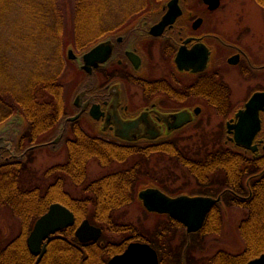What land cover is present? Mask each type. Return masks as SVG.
Listing matches in <instances>:
<instances>
[{
    "label": "flooded vegetation",
    "instance_id": "obj_1",
    "mask_svg": "<svg viewBox=\"0 0 264 264\" xmlns=\"http://www.w3.org/2000/svg\"><path fill=\"white\" fill-rule=\"evenodd\" d=\"M212 2L213 0H158L154 9L137 11L123 23L99 34L90 49L108 42L111 45L110 58L93 67L91 73L87 74L80 66L82 55L88 50L80 53L78 69L85 81L79 85L71 102L73 114L67 115L61 126L57 127L58 141L55 144L64 137L70 124L75 125L74 129L83 130L80 122L87 120L88 127L96 137L113 145L154 148V152L148 156L151 157L155 153H161L162 147L179 148L181 139L177 138L185 131L202 128L210 130L213 127L218 131L217 139L213 143L209 139L204 143L202 141V147H206L207 151L221 147L223 152H235L240 162L247 158L264 160V107L258 113L260 128L252 137L249 145L251 149L242 147L243 139L237 144L233 128L240 120L236 115L245 109L249 99L254 94H264V0H251V6L241 3L238 5L240 9L235 13L227 12L226 0H219L217 7L213 9ZM169 3L173 9L178 8L180 13L159 33L153 31V26L160 24L167 14ZM245 7L258 10L259 25L251 22L243 12ZM228 19L232 22L230 27L227 25ZM227 72H233L235 78L249 84L245 94L238 97L233 95L226 82ZM78 114L80 115L75 121H66ZM178 114L183 115L184 121L181 124L182 119L173 118ZM211 117H220V120L213 122ZM16 122L14 120L12 127L0 130V160L18 159V156H26L35 147L21 146L23 150L17 154L21 136ZM249 124L248 122L247 125ZM193 146L196 147L195 144ZM202 153L191 156L190 160L195 158L205 162L209 156H203ZM228 158L230 157L225 155L218 157L219 160ZM252 178L253 176L248 177L244 183L247 193H243L239 186L236 190L224 187L216 196L205 192H170L167 188L149 184L136 189V198L132 204L139 203L145 213H148L138 199V192L155 188L171 198L183 195L214 199L219 197L220 201L212 208L234 206L231 204L251 197L252 189L249 184ZM235 183L237 184L236 180ZM225 197H229L228 200ZM224 201H229V204ZM162 216L174 224L179 229L178 233L181 232L186 238L185 248H190V251H181V262L186 264L184 259L188 258V253L194 257L193 250L200 246H197L194 238L200 235L203 225L201 230L188 234L181 223L167 215ZM83 220L77 225L66 227L72 228L75 238V230ZM88 222L101 229V237L95 242L87 243H80L77 238L76 240L83 247L99 243L100 246L113 249L107 263L113 256L122 254L129 244L137 243L147 244L154 249L158 257L157 264H161V255L153 246L156 241L147 236L146 230L140 228L142 225L112 220L110 228L89 220ZM109 230H114L109 234L111 239H105L102 235ZM61 231L51 236L57 237ZM48 239L45 241L46 248ZM35 258L36 261L40 260L37 256Z\"/></svg>",
    "mask_w": 264,
    "mask_h": 264
},
{
    "label": "trees",
    "instance_id": "obj_2",
    "mask_svg": "<svg viewBox=\"0 0 264 264\" xmlns=\"http://www.w3.org/2000/svg\"><path fill=\"white\" fill-rule=\"evenodd\" d=\"M138 1L136 0L135 4H138ZM73 2L72 21H69L72 37L69 38L66 34L70 31L64 29L67 24H64V15L56 11L55 0H0V18H3V24L6 19L8 20L13 8H20L18 9L20 26L18 24L15 30L18 35L22 31L27 34L28 37L23 33L22 41L26 43L30 38L34 44L43 41L48 44V51L46 50L47 52L39 57L38 63L34 64L40 68L44 62V66L50 70L49 75L41 74L37 70L39 68L34 70L32 79L25 84L26 89L22 94H16L12 89L11 91L5 87L0 88V108L9 112L5 121L9 122V117L12 119L15 117L18 121L19 117L26 122L25 129L21 127L23 132L17 146V154L23 150L24 139L37 137L63 123L67 114L63 87L58 81L59 69L64 66L69 48L82 53L93 45L95 29L108 5V0H74ZM143 3L144 6L149 4L150 9H154L158 0H144ZM144 6L137 9L143 10ZM74 132L73 139L68 142L66 163L54 168L65 178H69L74 185L87 183L86 163L90 159H96L102 167H107L113 163L126 164L132 156L146 159L154 152V148L149 147L113 145L78 128H75ZM184 149L185 147H162L160 151L187 163V170L195 177L203 192L210 196H216L224 187L236 190L237 186L231 185L236 184L235 180L241 191L247 193L244 181L241 180L253 176L249 184L252 189L251 197L238 203L248 208L247 217L239 226L244 242L243 251L231 256L223 251L218 252L208 261L200 264H245L264 254V173L259 176L264 170V160L247 158L240 162L235 152H223L221 147L209 151L206 147L193 148L197 151L187 149L184 151ZM201 152L208 155L209 160L208 158L205 162L195 158L190 160L191 156H197ZM30 154L32 151L27 155ZM221 155L230 158L219 160L218 157ZM140 161L90 180L84 185V190L90 193V196L78 197L65 190L64 177H57L44 191L38 187L25 189L19 183V177L27 166L25 162L12 158L8 161L0 160V209L9 208L20 221L18 234L4 245L0 244V264H106L109 255L114 252L113 249L100 246L99 243L81 246L73 236L72 228H66L57 237L51 236L47 241L46 252L39 261L34 260L36 258L27 250L26 238L35 220L53 203L66 206L74 214L75 225L87 219L99 226L110 227L109 223L114 220V212L135 201L137 181L140 176L146 174L145 167ZM219 218L221 219L219 208L210 209L203 229L209 227L211 231L213 221L218 223ZM168 235L158 231L157 242L153 245L161 255V264H182V246L173 247L170 242L175 234L173 232L172 235L169 233ZM187 256L188 258L184 259L186 264H199L190 253Z\"/></svg>",
    "mask_w": 264,
    "mask_h": 264
},
{
    "label": "rangeland",
    "instance_id": "obj_3",
    "mask_svg": "<svg viewBox=\"0 0 264 264\" xmlns=\"http://www.w3.org/2000/svg\"><path fill=\"white\" fill-rule=\"evenodd\" d=\"M73 1L74 0H55V8H57L56 11L60 15H64V24H67V26L64 28L65 30L67 29L66 31H70L72 28L69 21H72L71 16L73 7L72 4L74 3ZM135 1L136 0H108V5L105 9V12L102 14L103 18L100 19L97 29H95V38L99 35L100 31L104 32L108 28H114L115 26L126 21L128 17H131L135 12L150 10L149 4H146V6H144V3L142 4V1L144 2V0H139L138 4H135ZM226 1H228L227 12L234 11L233 13L240 9L238 6L239 4L247 3L250 5L251 3V0ZM142 6H144V9L140 10ZM138 7L140 9H137ZM147 7L148 9H146ZM18 9L15 7L11 10L8 20L6 19V22L4 21L5 24L2 23L3 18H0V56L3 57L0 58V88L5 87L8 90L12 89L16 92V94H22L26 89L25 84L30 81V79H32L31 76H33V71L39 68L38 65L34 63H38L39 57L48 51V44L45 41L34 44L30 38L26 43L22 41V35L24 31L19 32L18 35V32L16 33L15 30L21 20L19 13L20 11H18ZM243 12H245L251 22H253L255 25H259L260 22L258 19L260 16L256 8L245 7ZM227 23L229 27L232 26L231 19H228ZM28 25H30V23ZM18 26H20V24ZM66 35H69V38L72 37L71 31ZM25 36H27V34H25ZM80 53V51L74 50V54H76V56L79 57ZM78 66L79 65L77 61H68V59H66L64 66L59 69L60 72L58 73V81L63 87L62 93L64 97L66 114L68 116H71L73 111L71 102L78 91L79 85L85 81L84 75L79 72L80 70L78 69ZM37 70H39L41 74L46 75H49L50 72V70L44 66V62ZM225 75L226 82L233 91L234 96L238 97V95L245 94L249 84L241 82L235 78L233 72H227ZM8 113L9 112L7 110L0 108V130L10 128L11 125H14L15 117H13V119L9 117V122L5 121L7 119L6 116ZM211 118L213 122L220 120V117H218V119L213 117ZM16 125L19 130V135L21 136V133L26 127V122L24 119L18 117ZM60 126L61 125H58V127ZM80 126L84 128L83 130L86 133L95 136L88 127L87 120H82V122H80ZM21 127H23V130H21ZM68 127L70 129L55 145H52L51 143L57 138V126L37 135V137L24 139L22 141V145L25 148L35 146L31 150L32 154L23 157L18 156L17 159L24 161L27 165L25 171L22 172V175L19 177V183L23 188L30 189L33 187H38L44 191L47 186L55 181L57 177H64L65 190H67L73 196L83 197L86 195L89 197L90 193L84 190V185L90 182V180H95L111 171H115L120 168L122 169V167H129L135 161L141 160L140 162H142L143 166L145 167L144 172H146V174L140 176L139 181H137V190L141 189L143 186H148L149 184H156L160 187L167 188V190L170 192L182 190L195 194L203 193V190L200 188V186L198 187L199 184L197 183L195 177L192 175V173H190L189 170H187V163H183L180 160H176L175 157H171L170 155H165L162 153H155L151 157H146V159H140L136 156H132L126 164L113 163L107 167H102L100 164H98L99 162L96 159H90L86 163L85 175L87 176V183L84 185H74V183H72L69 178H65L61 172L54 170V168L66 163L68 158V142L74 137L73 132L75 125L70 124ZM213 129L214 128L212 127L210 130L202 128L200 130L195 129L185 131L183 135H180L177 138L181 139L180 147H185L187 150H194L193 148H200V146H203L202 141L204 143L205 140L209 139V141H212L213 143L215 138L217 139L216 134L218 132ZM193 144H195L196 147H194ZM185 149L184 151H186ZM211 149L214 150V148ZM263 173L264 171H261L259 176L263 175ZM247 178L248 177H245L241 180L244 181L243 184ZM225 180L226 178L224 181ZM231 185H235L237 187L239 186L238 184ZM224 203L229 204V201H224ZM231 205L234 206L226 205L219 209L221 219H217L218 223L213 221V225H211V231H209V227H206L201 230L200 235L194 238L197 246L200 245L198 248H196V250H193L195 254L193 255L196 258L195 260L199 262V264L208 261L218 252L223 251V253L231 256V254L235 255L243 251L244 242L240 235L239 226L240 223L246 219L248 208L240 206L238 203ZM113 218L117 223H123V221H126L137 224L138 226L142 225L140 228L145 229L147 236L149 234L148 237L154 239L156 242L158 231H160L161 234L164 233L166 235H168V233L172 235L174 232L175 237L172 239V242H170L171 245L177 248H179L181 245V249H185L188 252L190 251V248H185L187 243L185 242L186 238H184V235H182L181 232L178 233L179 229L177 230L174 227V224L168 222L165 216L145 213L139 203H134L126 207H122L118 211H115ZM19 230L20 221L16 216H14L10 209L7 207L0 209V244L4 245L10 239L14 238L18 234ZM109 231L104 232V235H102L105 237V239H111V235L109 234L114 230ZM174 251L176 250L174 249Z\"/></svg>",
    "mask_w": 264,
    "mask_h": 264
},
{
    "label": "water",
    "instance_id": "obj_4",
    "mask_svg": "<svg viewBox=\"0 0 264 264\" xmlns=\"http://www.w3.org/2000/svg\"><path fill=\"white\" fill-rule=\"evenodd\" d=\"M211 8L217 7L219 0H213ZM175 10V11H174ZM178 8L173 9L171 3L168 5L167 14L164 15L160 24L153 26V31L158 33L167 25L173 22L179 14ZM111 45L108 42H103L88 52L82 55L81 69L87 74H90L93 67L99 63H104L110 58ZM67 58L69 60L79 61V57L74 54L72 48L67 50ZM264 107V94H254L245 105V109L240 112L237 117H240L237 125H234V139L237 144L242 140V147L251 149L252 137L260 128V119L258 113ZM83 111V110H82ZM80 114L66 119V121H75ZM174 119H182L183 115L178 114L173 116ZM248 122L250 123L249 125ZM58 138L52 143L55 144ZM2 147V146H1ZM0 147V148H1ZM144 208L151 213L164 214L171 219L181 223L186 233H194L201 230L204 220L214 204L220 201V198H211L203 196L189 197L186 195L175 198L168 197L155 188H147L138 192ZM75 224L74 214L64 205L53 203L48 210L38 217L34 222L32 230L26 238L27 250L37 259H41L46 251V239L51 235L71 227ZM100 228L92 226L88 220H83L75 230V236L80 243L97 241L101 236ZM158 257L156 251L147 244H129V247L119 255L113 256L107 264H157ZM246 264H264V254L257 258L248 261Z\"/></svg>",
    "mask_w": 264,
    "mask_h": 264
}]
</instances>
